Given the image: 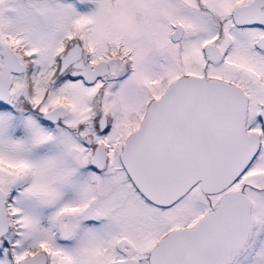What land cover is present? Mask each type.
<instances>
[{"label":"snow or ice","instance_id":"6c2138e0","mask_svg":"<svg viewBox=\"0 0 264 264\" xmlns=\"http://www.w3.org/2000/svg\"><path fill=\"white\" fill-rule=\"evenodd\" d=\"M0 264H264V0H0Z\"/></svg>","mask_w":264,"mask_h":264}]
</instances>
